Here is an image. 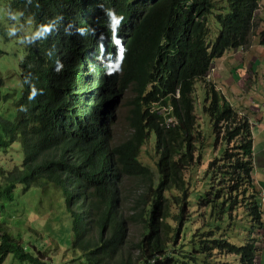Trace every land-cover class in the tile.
<instances>
[{
    "label": "trees",
    "instance_id": "1",
    "mask_svg": "<svg viewBox=\"0 0 264 264\" xmlns=\"http://www.w3.org/2000/svg\"><path fill=\"white\" fill-rule=\"evenodd\" d=\"M4 1L32 27L60 20L44 40L22 44L17 80L0 74V264L8 255L56 264L21 242L19 217L38 197L43 214L56 206L70 222L68 261L256 264L264 206L251 123L207 76L253 37L264 48L262 0ZM108 8L123 17L114 29ZM30 84L41 90L32 101ZM125 99L128 132L115 142Z\"/></svg>",
    "mask_w": 264,
    "mask_h": 264
},
{
    "label": "rangeland",
    "instance_id": "2",
    "mask_svg": "<svg viewBox=\"0 0 264 264\" xmlns=\"http://www.w3.org/2000/svg\"><path fill=\"white\" fill-rule=\"evenodd\" d=\"M5 3L4 0L0 1ZM258 18L264 20V0L260 3L259 12L257 13ZM7 23L11 24V21H7ZM260 27H264V22L260 23ZM0 29L3 31V22L0 21ZM22 31L18 32L17 35H22ZM251 46L247 48V50H243V54L239 53L236 54L237 50H228L230 52V56H232V60L236 63L234 64L233 68L231 69L230 66L225 63V61L221 64V66L214 63L213 67L211 68L208 79L211 81L219 72V67L223 70L226 68L227 70L231 71L229 78V74H226L225 80L223 83L221 81L216 80L217 86L222 90L223 95L226 99L230 102V104L234 107H238L239 109L249 117L252 130V141H253V177L255 180L258 178L261 180L262 175L259 169L258 160L261 157V153L264 150V143L263 138L264 134L260 131L262 126H258L259 119L264 118V114L260 112V109H263V102H264V79L263 83L260 87H258L257 83H260L262 80V72L258 70L256 67L257 64H261L262 60L264 61V49L257 44L255 37L251 39ZM0 50L2 54L0 55V74L3 77L7 78V81L17 80L19 67L18 63L22 57V44L17 43L14 38H8L0 36ZM227 52V51H226ZM241 52V51H240ZM234 56V57H233ZM218 61V60H217ZM241 63L243 66H246L247 69H241ZM236 65H240L236 67ZM236 67V68H235ZM241 69V70H240ZM239 70V71H237ZM232 79H235L232 82ZM128 98L131 94L127 95ZM120 115L117 119V123L115 124L113 131H114V141L119 142L123 139L128 130V125L126 122L125 112L126 109L129 107L127 104V99H125L122 103H120ZM259 109V110H257ZM198 119L201 120V115L199 114V108L197 111ZM262 119L261 121H263ZM149 151L148 154L142 153L141 158L144 161H150V155L153 154L151 152L150 147H147ZM144 151V147H143ZM256 157V161L254 160ZM8 160V157L5 159ZM198 171H201L199 168ZM200 176V175H198ZM193 177V174H192ZM124 178V186L128 187V182ZM194 181H199L196 179V176L192 179L191 183ZM193 188V187H192ZM29 197L25 194L23 197L24 202H29ZM26 198V199H25ZM32 208L33 211L24 213L19 217V220H23V224L18 225V221L13 218V221L16 223V227L20 228L21 225V242L27 246L29 249L32 250V247L35 250L46 252L48 260L50 258H55L54 261L56 264H79L78 260L75 261H68L71 257V250H70V241L71 236L69 235V226L70 222L67 219L65 222H62L58 219V216L61 217L60 209H57L56 206L51 208V214L47 216V214H43L42 210L39 208L41 207L40 198L37 199L32 198ZM36 208H38L36 210ZM59 210V211H58ZM197 211L200 213L203 209L198 208ZM54 212L55 215L52 216ZM201 219L194 220V223H199ZM10 226L14 232H18L12 225ZM139 227L137 225L130 226L129 230V237L136 240L138 238ZM188 235V233H186ZM61 260L64 263H61ZM59 261V262H58ZM2 264H31L29 262H20L16 259H13L12 255H8Z\"/></svg>",
    "mask_w": 264,
    "mask_h": 264
},
{
    "label": "clouds",
    "instance_id": "3",
    "mask_svg": "<svg viewBox=\"0 0 264 264\" xmlns=\"http://www.w3.org/2000/svg\"><path fill=\"white\" fill-rule=\"evenodd\" d=\"M29 2L30 0H25V4ZM104 15H105V22L109 29H114L116 26H118L120 20L123 18L122 16L118 15L113 9L110 8L104 9ZM21 18L24 19L23 24H21ZM59 20L60 17H55L51 20H48L46 23L35 24V26L32 27L33 19L31 15H26L23 9H14L10 6V4L0 2V21L3 22V35L8 38H14L15 41L20 44H34L38 41L44 40L50 34V32H52L53 28L55 27V22H58ZM7 21H11L12 23L9 24L7 23ZM70 27H72L71 24H69L68 27L65 28L64 31L66 34H71L68 31V28ZM20 31H22L23 34L17 35V33ZM76 31L81 36H83L87 32H89L90 29L77 28ZM112 44L114 48H116L117 43L113 41ZM48 54L51 55V52L49 51ZM61 68H62V64L57 60L55 71L58 72L60 71ZM214 81L212 80V82ZM23 83H28V80L25 79ZM215 86L218 89H220L216 83ZM40 92H41L40 89H37L35 85L30 84L26 99L28 101H32ZM237 108H239V106ZM20 110L21 111L24 110L23 105L20 106Z\"/></svg>",
    "mask_w": 264,
    "mask_h": 264
},
{
    "label": "crops",
    "instance_id": "4",
    "mask_svg": "<svg viewBox=\"0 0 264 264\" xmlns=\"http://www.w3.org/2000/svg\"><path fill=\"white\" fill-rule=\"evenodd\" d=\"M264 49V48H263ZM230 51V50H229ZM229 51H227L220 59H217V60H215L214 61V63L215 64H217V65H219V66H221V64L225 61V63H227V65L228 66H230V68L232 69L233 68V66H234V64L236 63L234 60H232L231 58H232V56H230L231 54H230V52ZM238 51V50H237ZM241 51V52H240ZM243 50H241V49H239V51L236 53V54H239V53H242L243 54ZM234 57V56H233ZM262 63L261 64H257V68H258V70H260L261 72H262V80H261V82L260 83H257V85H258V87H260L261 86V84L263 83V79H264V61L262 60L261 61ZM240 65H236V67H239ZM235 67V68H236ZM247 69V67L246 66H243V64L241 63V69ZM240 69V70H241ZM217 70L218 69H216V75H215V77L213 78V81L216 79V80H219V81H221V83H223V81L225 80V76H226V74H229V78H231V76H230V72L231 71H229V70H227L226 68H224L223 70L219 67V72L217 73ZM237 71H239V70H237ZM215 80V81H216ZM234 80L235 79H232V82H234ZM214 81V82H215ZM216 83V82H215ZM263 104V109H264V102L262 103ZM257 110H259V109H257ZM260 112H261V114H262V112H263V114H264V111L262 110V109H260ZM262 119H264V118H262ZM262 119H259V121H258V126L260 127V126H262L261 128H260V131L264 134V120L263 121H261ZM252 125V124H251ZM263 140H264V138H263ZM263 143H264V141H263ZM255 161H256V157H255V159H254ZM258 164H259V169H260V171H261V175H262V179L260 180L259 178L257 179V180H255L254 179V177H253V182H254V184H255V186H256V190L257 191H259L260 192V196H261V201H262V204H263V206H264V150H263V152L261 153V157L259 158V160H258ZM256 264H264V240H263V243H262V245H261V250L258 252V255H257V257H256Z\"/></svg>",
    "mask_w": 264,
    "mask_h": 264
},
{
    "label": "built area",
    "instance_id": "5",
    "mask_svg": "<svg viewBox=\"0 0 264 264\" xmlns=\"http://www.w3.org/2000/svg\"><path fill=\"white\" fill-rule=\"evenodd\" d=\"M169 124H173L172 119L167 120V125H169Z\"/></svg>",
    "mask_w": 264,
    "mask_h": 264
}]
</instances>
